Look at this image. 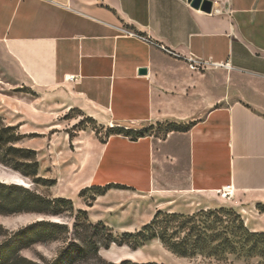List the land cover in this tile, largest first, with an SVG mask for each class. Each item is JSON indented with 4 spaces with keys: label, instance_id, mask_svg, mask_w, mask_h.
Wrapping results in <instances>:
<instances>
[{
    "label": "crops",
    "instance_id": "obj_1",
    "mask_svg": "<svg viewBox=\"0 0 264 264\" xmlns=\"http://www.w3.org/2000/svg\"><path fill=\"white\" fill-rule=\"evenodd\" d=\"M211 1L219 12L188 0H0V46L37 93L16 104L24 120L14 123L26 134L37 120L38 154L55 152L56 195L90 222L107 223L108 208L120 224L131 215L124 231H134L157 211L227 205L264 232V0ZM190 59L251 80L231 99L220 67L193 70ZM70 109L108 133H59ZM162 124L180 129H153ZM118 128L149 131L132 139ZM92 187L104 192L87 205L79 191Z\"/></svg>",
    "mask_w": 264,
    "mask_h": 264
},
{
    "label": "rangeland",
    "instance_id": "obj_2",
    "mask_svg": "<svg viewBox=\"0 0 264 264\" xmlns=\"http://www.w3.org/2000/svg\"><path fill=\"white\" fill-rule=\"evenodd\" d=\"M209 73V71L204 70ZM212 72L216 74V77L221 82V93L223 96L227 94L231 95L233 99L240 89L244 88L246 83L250 81V77L246 74L235 72L230 68L220 67L214 69ZM36 91H33L23 80L21 71L16 63L4 52L0 46V118L4 124L15 126L17 131L23 135V137L16 143L17 146L29 148L26 143L32 141L35 143V148H30L36 151V160L38 162V174L39 181L35 182L31 177L24 176L21 173L12 170L11 168L4 166L0 163V181L8 184H17L23 188H27L31 191L37 192L46 198H56L55 185L57 179H54L55 169L58 166L55 165L53 158L54 151L49 148L40 150V140L43 136L39 133L37 127V120L29 118L34 126L31 127L30 133H21L20 126L14 123L17 120H24L21 111L16 108V104L27 106L30 103V99L36 97ZM10 96L18 97L9 99ZM23 96V98H21ZM27 98V99H26ZM11 102L15 104L13 109L11 108ZM31 110L36 112V106H29ZM59 120H64V127H55L59 130V133L65 131L70 137H74L75 134L81 131H93L95 134L102 132V134L108 133L100 129V126L93 122L91 119L85 117L79 110L70 109L66 111V114L60 116ZM27 121V119H26ZM171 125L155 126L156 132L162 133L170 129ZM60 135H58V138ZM130 137H134L131 135ZM61 152H57L60 155ZM45 180H54L55 183L50 185ZM64 185V190L67 195L71 196L67 182L61 183ZM101 192L98 188H84L79 191V196L88 205L95 195ZM221 197L222 195L219 194ZM73 204V203H72ZM99 208L104 207L101 203ZM96 214L101 216L102 213L99 209H96ZM110 209L104 208L105 218L108 222L103 223L112 229L114 235H121L124 232V228L131 222V215L126 220L112 221L106 212ZM209 211H216L215 213H209ZM87 213V212H86ZM194 216L196 224L212 225L218 229L223 226L232 228L237 226L240 220L245 225L242 217L236 213L229 206H220L214 209H200L192 214H184ZM84 215L78 213V209L73 205L72 211H65L57 215L43 214V213H16V214H0V264H55L63 260L65 264H103L104 262H120L124 259H130L138 262L153 261L163 264H264V259L258 256H243L236 254L225 253L223 255H208L207 253H198L194 256H179L173 253L158 239L147 241L137 247L131 248L128 245L118 246L111 244L108 249L100 248L98 257H89L86 259L77 258L75 255L69 257L71 253V245L73 243L83 245L91 236V229L85 228ZM88 218V217H87ZM45 220L48 222H59L67 225V231L63 229H56L51 226H41L35 231V235L49 234L50 232L56 236L55 240H39L28 242V240H19L13 244L11 237L14 232L24 228L36 221ZM89 220V219H88ZM77 224L74 227V224ZM92 223V222H91ZM96 223V222H94ZM140 227L138 230H140ZM31 238V237H29ZM69 257V258H68Z\"/></svg>",
    "mask_w": 264,
    "mask_h": 264
},
{
    "label": "trees",
    "instance_id": "obj_3",
    "mask_svg": "<svg viewBox=\"0 0 264 264\" xmlns=\"http://www.w3.org/2000/svg\"><path fill=\"white\" fill-rule=\"evenodd\" d=\"M168 125L172 126L170 128L172 130L180 129V126L175 124ZM114 131L116 133H126L129 136L133 135L134 137L131 138L135 139L148 133L149 129L128 131L118 128L114 129ZM22 137L23 135L17 131L15 126L4 124L0 118V163L38 182L40 178L37 177L38 162L36 160V151L17 146L16 143ZM45 181L50 185L55 183L54 180ZM99 190L101 192L98 194L104 192L103 189ZM72 209L73 204L70 199L63 197L46 198L17 184H8L0 181V214L34 212L57 215L65 211H72ZM215 212L209 211V213ZM78 213L84 215V226L86 230L91 229L92 232L83 245L73 243L70 246L72 249L69 257L75 255L77 258L81 257V259L97 258L100 248L108 249L111 244L118 246L128 245L136 249L147 241L158 239L164 246L179 256H194L203 252L215 256L229 253L248 257L258 256L264 259V232L250 231L241 220L237 226L231 229L227 226L218 229L212 225L202 226L201 224H196L194 216L157 211L151 221L143 225L140 230L114 235L112 229L102 221L91 223L85 210L78 209ZM41 226H51L65 231L68 229L64 223L39 220L14 232L11 237L13 244L19 240L33 242L57 239L51 232L49 234L35 235V231ZM76 226L77 224L75 223L74 227ZM65 261H60L58 264H65ZM29 263L32 264L31 262ZM103 264L163 263L153 261L138 262L124 259L120 262H104Z\"/></svg>",
    "mask_w": 264,
    "mask_h": 264
},
{
    "label": "built area",
    "instance_id": "obj_4",
    "mask_svg": "<svg viewBox=\"0 0 264 264\" xmlns=\"http://www.w3.org/2000/svg\"><path fill=\"white\" fill-rule=\"evenodd\" d=\"M213 10L216 12L220 11V9H213L212 7V11ZM222 66H224V64L218 63V62H212L210 60H201V59H196V60L190 59L189 60V67L193 70H202V69H206L209 67L218 68ZM221 195L226 196V193L222 192Z\"/></svg>",
    "mask_w": 264,
    "mask_h": 264
},
{
    "label": "water",
    "instance_id": "obj_5",
    "mask_svg": "<svg viewBox=\"0 0 264 264\" xmlns=\"http://www.w3.org/2000/svg\"><path fill=\"white\" fill-rule=\"evenodd\" d=\"M188 2L193 8H200L202 11H205L207 13L212 12L213 3L211 0H188ZM138 73L145 74L146 69L139 68Z\"/></svg>",
    "mask_w": 264,
    "mask_h": 264
}]
</instances>
